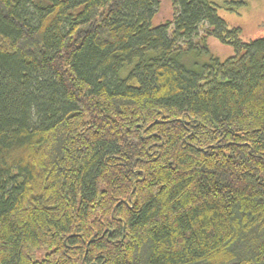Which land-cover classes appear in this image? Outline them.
<instances>
[{
  "label": "trees",
  "instance_id": "16d2710c",
  "mask_svg": "<svg viewBox=\"0 0 264 264\" xmlns=\"http://www.w3.org/2000/svg\"><path fill=\"white\" fill-rule=\"evenodd\" d=\"M169 1L0 0V264H264V37Z\"/></svg>",
  "mask_w": 264,
  "mask_h": 264
},
{
  "label": "rangeland",
  "instance_id": "374dc122",
  "mask_svg": "<svg viewBox=\"0 0 264 264\" xmlns=\"http://www.w3.org/2000/svg\"><path fill=\"white\" fill-rule=\"evenodd\" d=\"M215 6L217 16L225 22L228 28H236L240 31L242 41L248 42L253 39L264 37V0H206ZM237 5L229 7L228 4ZM173 8L169 0H159L158 9L152 19L153 26L172 21ZM198 30V35L205 31ZM171 31H169L170 34ZM197 39H192V42ZM207 53L193 50L181 59L186 67L192 69L195 66L209 63L211 58L223 61L232 57V47L219 43L214 38H208L206 42Z\"/></svg>",
  "mask_w": 264,
  "mask_h": 264
}]
</instances>
